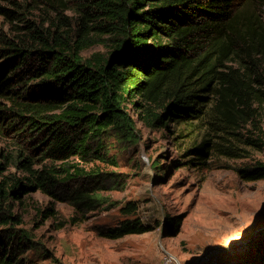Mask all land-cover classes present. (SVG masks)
Returning a JSON list of instances; mask_svg holds the SVG:
<instances>
[{"label": "trees", "instance_id": "1", "mask_svg": "<svg viewBox=\"0 0 264 264\" xmlns=\"http://www.w3.org/2000/svg\"><path fill=\"white\" fill-rule=\"evenodd\" d=\"M4 1L0 11L20 23L0 45V133L16 146L0 145V264L34 242L12 200L40 190L72 205L73 223L110 203L102 192L114 174L95 162L116 165L111 146L136 144L139 121L172 127L185 161L199 168L264 147L259 0H63L75 26L61 15L37 22L29 1ZM95 44L105 50L85 55ZM12 165L24 176L7 174ZM232 167L244 181L264 179V161ZM147 229L137 218L97 233Z\"/></svg>", "mask_w": 264, "mask_h": 264}, {"label": "rangeland", "instance_id": "2", "mask_svg": "<svg viewBox=\"0 0 264 264\" xmlns=\"http://www.w3.org/2000/svg\"><path fill=\"white\" fill-rule=\"evenodd\" d=\"M19 1H29V17L37 22L49 24L61 15L75 26L71 2ZM259 1L257 10L263 14L264 0ZM0 4L9 6L4 0ZM16 23L0 11V45L3 37L15 34ZM104 50L95 44L84 54ZM138 128L136 144L111 146L116 165L95 162L113 172L115 183L102 192L110 203L88 212L84 221L73 223L74 207L40 190L11 201V212L22 220L19 227L34 241L14 264H161L165 250L182 264H196L216 250L221 264H264V179L244 181L232 167L264 161V147L249 148L247 158L213 159L210 167L199 168L185 161L172 127L152 128L139 121ZM12 139L0 133V145L14 152ZM7 174L24 176L15 165ZM137 218L147 231L115 239L97 233L99 226Z\"/></svg>", "mask_w": 264, "mask_h": 264}, {"label": "built area", "instance_id": "3", "mask_svg": "<svg viewBox=\"0 0 264 264\" xmlns=\"http://www.w3.org/2000/svg\"><path fill=\"white\" fill-rule=\"evenodd\" d=\"M203 262V263H202ZM161 264H182L181 261L169 250L163 251ZM201 264H221L218 251H210L203 255Z\"/></svg>", "mask_w": 264, "mask_h": 264}, {"label": "water", "instance_id": "4", "mask_svg": "<svg viewBox=\"0 0 264 264\" xmlns=\"http://www.w3.org/2000/svg\"><path fill=\"white\" fill-rule=\"evenodd\" d=\"M217 251H219V250H217ZM202 259H203V256H202L201 259H199V260L196 262V264H201Z\"/></svg>", "mask_w": 264, "mask_h": 264}]
</instances>
